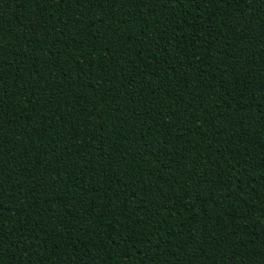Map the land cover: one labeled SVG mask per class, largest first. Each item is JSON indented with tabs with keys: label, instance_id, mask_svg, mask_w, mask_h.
<instances>
[{
	"label": "trees",
	"instance_id": "16d2710c",
	"mask_svg": "<svg viewBox=\"0 0 264 264\" xmlns=\"http://www.w3.org/2000/svg\"><path fill=\"white\" fill-rule=\"evenodd\" d=\"M0 264H264V0H0Z\"/></svg>",
	"mask_w": 264,
	"mask_h": 264
}]
</instances>
